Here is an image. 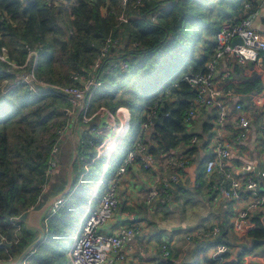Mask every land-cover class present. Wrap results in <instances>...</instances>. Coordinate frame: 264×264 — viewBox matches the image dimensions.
I'll return each mask as SVG.
<instances>
[{
	"label": "trees",
	"instance_id": "1",
	"mask_svg": "<svg viewBox=\"0 0 264 264\" xmlns=\"http://www.w3.org/2000/svg\"><path fill=\"white\" fill-rule=\"evenodd\" d=\"M133 1H127L128 10ZM245 1L140 0L133 18L120 25L115 17L119 0H0V48L6 49L10 61L20 65L26 59V44L38 53L35 76L49 84L67 85L71 72L90 70L108 36L120 38V55H111L118 49L114 47L101 60V84L89 93V109L103 106L114 112L121 106L130 108L152 90L143 110L156 102L157 117L146 142L164 141L163 148L169 150L179 143L187 144L194 136L186 133L183 123L195 96L186 78L206 71L215 34L223 21L252 13L250 7L245 10ZM131 43L137 45L129 47ZM121 63L126 67L122 68ZM113 64L116 67L110 70ZM8 67L0 60V84L13 79L6 72ZM228 78L217 80L215 86L231 89L234 82ZM244 82V92H262L264 100V85L257 77ZM66 107L63 98L45 91L35 94L24 84L0 91V235L7 240L12 237V219L38 204L49 152L56 131L64 124L61 117ZM88 144L92 146L93 139L80 142L77 157L85 152L88 158L93 156ZM154 152L150 147L149 153L155 156ZM76 161L73 187L79 176ZM69 197L63 198L66 201L54 213L48 210L44 239L24 264L68 263L66 245L70 240L64 243L66 235L73 232L77 213ZM251 223L252 228L242 238L247 240L242 252L230 262L225 261L229 254L224 253L222 264H239L245 253L264 246V223L259 216H254ZM34 237L22 227L16 245H0V260L19 254ZM221 242V237L215 241Z\"/></svg>",
	"mask_w": 264,
	"mask_h": 264
},
{
	"label": "built area",
	"instance_id": "2",
	"mask_svg": "<svg viewBox=\"0 0 264 264\" xmlns=\"http://www.w3.org/2000/svg\"><path fill=\"white\" fill-rule=\"evenodd\" d=\"M127 1L119 0V7L115 13L116 21L120 25L129 22L134 16L133 12L137 11V7L140 5V0H135L131 2L130 10H128ZM244 8L248 9L249 4L245 3ZM151 20H154V16L151 17ZM236 38L239 41L232 43ZM120 45H122L120 38L108 36L100 47L90 70L84 73L71 72L67 85L49 84L38 79L34 74L38 53L26 44L23 45V49L26 51V59L20 65L10 61L5 48H0V60L9 65L6 72L13 75L12 80L1 82V92H5L12 86L24 84L29 91L35 94H41L44 91L51 92L53 95L63 98L67 103V107L64 109L66 120L62 127L56 131L43 175L44 184L37 203L45 196L46 184L58 168L57 157L61 152L60 146L67 138V132L70 128L69 120L72 119L75 112L81 110L79 118L83 123H92L93 116L99 120L97 125L90 124V133L97 138V141L92 145L94 154L89 161L84 163V169L94 160L101 159L102 174H104L120 139L126 135L129 121L126 107H118L114 112L102 106L96 108L93 113L89 109V93L101 84L98 77L101 60L114 47ZM136 45V43H131L129 47ZM228 57L233 58L240 65L247 62L258 63V59H261L264 63V37L253 28L251 19L247 16L242 19L233 17L220 24L215 34L213 53L206 63V71L186 78L189 87L194 90L195 96L183 117V123L188 126L199 109L211 108L215 111L214 133L211 137L213 154L205 162L204 173L206 176H215L217 184L214 189L222 198L239 201L243 198L242 189L247 192V204L236 213L231 223L232 230L241 233L246 229L249 216L264 207V191L259 190L261 187L264 189V169L257 172L256 176L258 177L254 178L251 174L253 170L251 165L242 167L241 170L244 172L242 176L232 174L228 168L230 149L246 137L249 126L242 105L236 102L234 103V125L237 132L228 140L222 135V128L228 118L227 103L232 99L233 91L230 89L222 90L215 86L217 80H224L229 76L228 71H223L222 74L216 76L215 68L220 60ZM28 64L30 66L26 69ZM115 67L116 65L113 64L109 69ZM121 67L125 68L126 64L121 63ZM16 70L18 73L15 72ZM165 92H167L166 95H169V91ZM262 95L261 92L253 97V101L260 106H264V100L261 99ZM83 100H85L84 105H82ZM156 117V102L142 110L139 132L117 168L115 176L103 190L98 206L92 211L87 210L83 213L78 224H76L71 240L66 245L67 264H113L115 261L125 260L130 249L128 241L137 235L139 227L136 224L122 226L112 234H102L99 229L106 225L112 217L118 203L119 180L133 163L140 164L145 171L155 170L159 167L162 171L169 172L167 181L157 178L156 183L160 182L161 187L150 189L144 199L146 205L149 206L154 203L164 205L171 199L170 185L181 179L187 160L184 157H174L173 155H164L163 158H157L149 153L146 140L152 134ZM194 140L193 137L191 142H194ZM100 185L101 180L99 179L97 187H100ZM61 203L62 200L56 202L49 209L50 214L54 213ZM19 219L20 216L12 219L11 239L7 240L3 235H0V245H16L20 241L23 226ZM217 235L218 229L216 227H213L208 233H203L204 238L211 240H216ZM228 249L223 243H215L211 247L209 260L213 261L212 264H222L224 262L222 255L227 253ZM160 252L165 261L170 260V250L167 244L160 246ZM170 264H179V261L172 260Z\"/></svg>",
	"mask_w": 264,
	"mask_h": 264
},
{
	"label": "crops",
	"instance_id": "3",
	"mask_svg": "<svg viewBox=\"0 0 264 264\" xmlns=\"http://www.w3.org/2000/svg\"><path fill=\"white\" fill-rule=\"evenodd\" d=\"M245 3H249L250 9L253 10L247 16L251 19L253 28L264 37V0H247ZM122 47L120 45L111 55L118 57L120 55L119 50ZM223 71H228V79L234 82L233 87L230 89L233 91V96L227 103L228 118L222 128L223 137L228 140L237 132L234 125V103L239 102L242 105L245 116L249 121L246 137L240 140L239 143L234 144L230 149L228 168L232 174L242 176L244 175L241 170L242 167L251 165L253 167L251 174L254 178H257L256 173L264 169V106H260L253 101V97L257 96L256 93L244 92V81H251L257 77L264 85V63L261 61L250 63L249 65L247 63L240 65L233 58L228 57L220 60L216 65L215 75H220ZM15 72L18 73L17 70ZM172 100L174 101L175 98ZM95 110L96 108L92 109L91 113ZM127 110L129 118L130 110L129 108ZM215 116V111L211 108L199 109L194 114L190 124L185 126L187 133L194 135V142L179 143L174 148L165 150L163 148L165 146L164 141L160 144L155 140H149L148 147L155 149L154 155L157 158H163L164 155H173L174 157H184L187 160L181 179L177 183L170 185L169 193L171 194V199L164 205L154 203L148 206L144 202L143 195L152 188L161 187L160 182L156 183L157 178L167 181L169 172H164L159 167L155 170L145 171L140 164L133 163L120 178L117 207L112 217L106 225L99 229V232L112 234L120 227L131 224H136L139 227V232L135 237L129 239L130 249L125 260L115 261L113 264H170L172 260L179 261V264H209L208 259L211 247L219 237L223 238L224 243H221L228 246L230 245V235L233 238L239 237V239H242L245 231L252 228L251 219L254 216H259V219L264 223V207H262L249 216L245 231L241 233L234 232L231 228V223L236 213L247 204V192L242 189L243 198L239 201L222 198L214 189L217 184L215 176H206L204 173L205 162L213 154L211 137L214 133ZM91 122L77 127L74 137L76 144L80 142L86 143L87 140L90 142L92 139L93 143L97 141V138L90 133L89 128L90 124H99V120L93 116ZM126 136L127 133L120 139L118 145ZM67 141L69 142V135ZM88 145L90 146V144ZM130 146L126 148V152ZM90 147L94 154V147ZM126 152L118 162V167ZM65 154L66 151H61L58 155V161L60 160V162L46 184L47 191L45 196L54 194L63 187L62 183L63 178L65 181V173L60 168H62L61 162L64 160ZM77 159L75 170L79 173V176L77 183L74 185V190L71 191V197L68 198V201L77 207V220L72 225V228L74 227L73 232L83 213L87 210L92 211L98 206L101 195L95 202L93 200L99 188L97 187V182L99 179L102 180L101 177L105 174H102L101 159L94 160L85 169L83 165L90 159L87 157V152H85V155L77 157ZM95 166L97 167L96 170H94ZM92 167L93 172L99 171V174L93 182L92 180L90 181L92 182L91 184L87 183L86 186L81 187L84 175L92 173ZM79 187L81 189L78 192ZM259 190L264 191L262 187ZM61 200L63 202L66 201L63 198ZM213 227L218 229L216 240L204 238L203 233H208ZM73 232H71L72 235ZM196 235L200 236L198 240L195 238L197 237ZM66 244L67 242L64 243V245ZM162 244H167L169 247V261H165L162 258L160 252ZM228 248L227 253L229 256L225 259L226 262L235 260L237 254L242 252V250L237 252V250H233L229 246ZM239 264H264V246L253 252L245 253Z\"/></svg>",
	"mask_w": 264,
	"mask_h": 264
},
{
	"label": "water",
	"instance_id": "4",
	"mask_svg": "<svg viewBox=\"0 0 264 264\" xmlns=\"http://www.w3.org/2000/svg\"><path fill=\"white\" fill-rule=\"evenodd\" d=\"M239 40L236 38L232 43H236ZM258 62H261V59H258ZM250 62H247L249 65ZM193 90V89H192ZM194 92V90H193ZM85 100L82 101L84 105ZM81 110L77 112L74 117L73 123L71 125L69 141L71 145L72 155L70 156L69 163L67 165L66 174H65V183L62 189L54 194L47 195L43 197L39 203L32 209L26 211L23 215L20 216V223L23 228L28 231L30 234H34L35 237L19 252L17 255H13L11 259L0 260V264H22L26 258L33 252V250L40 244L45 236V226L44 220L48 210L58 201H61L62 198L71 194V191L74 190L73 187V165L76 161L80 143H75L74 134L76 131L77 122L79 120ZM169 117V116H168Z\"/></svg>",
	"mask_w": 264,
	"mask_h": 264
},
{
	"label": "rangeland",
	"instance_id": "5",
	"mask_svg": "<svg viewBox=\"0 0 264 264\" xmlns=\"http://www.w3.org/2000/svg\"><path fill=\"white\" fill-rule=\"evenodd\" d=\"M6 50V49H5ZM104 71L101 72L100 74V78L101 76L104 74L103 73ZM152 94V90L149 91L140 101L139 103H136L134 104L133 106H131L129 108L130 110V117H129V122H128V131H127V136L126 138L121 141V143L118 145V147L116 148V150L113 152V154L111 155V159H110V162L108 164V166L106 167V172L105 174L101 177V186L98 188V192L97 194L95 195L94 197V200L93 202L96 201V199L101 195L104 187L107 185V183L111 180V178L114 176V173L116 171V168L118 167V162L121 160L122 158V155H123V152H124V149H126L127 147H129L131 145V143L135 140L136 138V134L137 132L139 131L140 129V123H141V111L143 110L144 108V105H145V101L148 97H150ZM96 108V107H95ZM77 114V112H75V114L73 115L72 119L69 120V125H70V128L67 132L68 135H70V130H71V125L73 123V120H74V117L75 115ZM61 120L63 122H65L66 120V117H61ZM86 125L81 121L78 120L77 122V126H76V129L77 127H80V125ZM185 126V125H184ZM186 128V127H185ZM186 131V130H185ZM76 132V131H75ZM187 133V131H186ZM68 135H67V140H68ZM76 134H74V137H75ZM67 140H65V142L62 143V145L60 146V150L61 151H66V154H65V157H64V160H62L61 162V166L62 168H60L62 170L63 173L66 174V169H67V165L69 163V160H70V156L72 155V152H71V145H70V141L68 142ZM124 141H125V144H124ZM127 142V143H126ZM124 144V146L122 147V145ZM58 159V157H57ZM62 159V158H61ZM60 162V160L58 161V163ZM97 164V163H96ZM100 164V163H99ZM97 167L95 166L94 170H96ZM91 171L92 173H86L84 175V181L81 185L82 186H86L87 183H92L94 181V179L97 177V175L99 174V171H96L95 173L93 172V167L91 168ZM64 176V175H63ZM63 178V177H62ZM92 180V182H90ZM64 178H63V183H62V186L64 184ZM61 186V187H62ZM60 187V188H61ZM62 189V188H61ZM60 189V190H61ZM80 187L78 188V192L80 191ZM146 195L148 194L147 192L145 193ZM143 195L144 199L146 198V195ZM77 220V217L74 216V222L72 225L75 224ZM70 233V232H69ZM197 236V235H196ZM72 237V234H67L66 235V240L65 242H68L69 240H71L70 238ZM198 237L200 236H197L195 237L197 240L199 239ZM195 241V240H194ZM229 244L228 245L231 249L233 250H237V252L241 251L242 250V247H244L246 244H247V240H244L243 239H239V237H235L233 238L231 235L229 237Z\"/></svg>",
	"mask_w": 264,
	"mask_h": 264
}]
</instances>
